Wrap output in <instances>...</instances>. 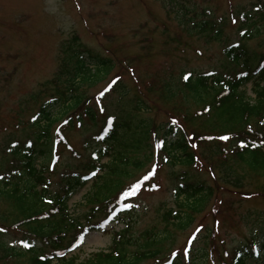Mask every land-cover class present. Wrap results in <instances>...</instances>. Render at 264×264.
Masks as SVG:
<instances>
[{
	"label": "trees",
	"instance_id": "trees-1",
	"mask_svg": "<svg viewBox=\"0 0 264 264\" xmlns=\"http://www.w3.org/2000/svg\"><path fill=\"white\" fill-rule=\"evenodd\" d=\"M169 1V12L183 32L208 34L219 41L222 32L212 16L198 15L186 6L190 0ZM251 7L254 11L238 14L242 24L250 18L264 21V2ZM240 37L245 43L252 40L245 31ZM69 53L67 57L64 53L56 77L48 81L54 88L27 123V136L5 143L1 159L8 165L0 174V201L6 206L0 212L1 264H208L207 257L213 261L218 251L213 248L214 233L206 234L201 253L193 250L192 256L184 257L172 253L173 237L208 208L214 209L212 217L218 223L229 206L222 194L228 191L215 181L208 184L202 176L205 171H192L202 162L208 164L209 173L217 169L219 183L239 193H244L247 178L264 183V53L257 59L244 43L230 45L223 50L227 62L234 65L230 75L209 71L185 80L187 73L180 76L176 90L162 86L159 97L164 102L178 96L194 101L204 112L201 115L202 108L192 114L184 108L178 114L171 111L167 123L157 125L146 116L151 112L147 101L131 96L117 76L95 99L101 102L115 96L122 106H117L119 113L106 114L99 121L82 88L95 87L112 70L111 59L85 48ZM247 83L252 85L253 98L245 94ZM85 126L95 129L83 143L90 152L88 158L80 164H60L62 147L79 159L67 135ZM225 136L228 139H221ZM104 158L107 161L102 164ZM150 162L148 172L137 177ZM158 163L182 168L173 174L174 208L161 204L157 210L161 230L153 225L136 236L131 231L138 216L134 202L147 188L145 182L157 171ZM59 164L66 171L58 173ZM54 177L56 190L50 188ZM88 184L83 210L73 214L69 202ZM137 184L136 191L129 193ZM257 190L264 194V187ZM119 224L123 228L116 231ZM107 225L113 227L106 251L97 250L84 259L71 255L81 250L88 233ZM260 236L239 243L231 252L224 249L228 264H264V231ZM221 257V264H227Z\"/></svg>",
	"mask_w": 264,
	"mask_h": 264
},
{
	"label": "rangeland",
	"instance_id": "rangeland-1",
	"mask_svg": "<svg viewBox=\"0 0 264 264\" xmlns=\"http://www.w3.org/2000/svg\"><path fill=\"white\" fill-rule=\"evenodd\" d=\"M259 1L190 0L186 6L196 9L200 16H212L217 30L219 28L222 32L219 41H213L208 34L195 36L183 32L169 12V0H0V174L8 165L7 160L1 159L5 157V143L27 136L30 131L27 123L39 104L50 96L54 87L48 81L56 77L61 59L70 54V49H90L94 54L111 59L112 70L102 76L95 87L86 85L82 88L99 121L106 114L119 113L117 106H122L115 96L101 102L96 100L116 76L131 96L138 95L147 101L151 112L146 116L153 118L156 125L167 123L172 117L170 112L178 114L182 108L191 114L202 108L203 115L204 108L192 100L177 96L164 102L159 97L161 87L167 84L168 88L176 90L180 76L187 73L198 75L213 71L230 75L234 65L227 62L223 53L230 45L244 43L258 59L264 53V21L258 23L259 19L250 18L242 24L244 21L238 20V14L250 9L254 11L251 5ZM244 31L251 35V41L245 43L246 39L240 37ZM246 85V95L253 98L251 85ZM87 127L74 129L67 135L69 146L79 159L72 157L69 151H63L62 147L60 164H80L88 158L90 152L84 150L83 143L95 129ZM106 161L104 158L102 164ZM151 163L137 177L148 172ZM60 164L56 167L58 173L66 171ZM157 165V171L145 182L147 188L134 202L138 216L131 231L136 236L153 225L161 230L157 213L161 204L167 209L174 208L171 197L173 174L182 168L170 164ZM192 171L199 174L205 171L202 176L208 184L213 185L215 181L221 189L223 187L222 190L228 191L230 194L224 191L222 194L229 206L215 224L212 217L214 209L208 208L204 213L196 214L190 226L174 234L172 253L182 257L193 250L201 253L206 234L212 232L215 238L213 245L216 246L213 248L218 251L213 261L207 257L208 264H221L220 254L228 264L224 249L231 252L241 242L252 237L261 238L264 231V194L257 190L264 187L263 180L247 178L243 185L244 193H239L222 181L219 183L216 168L214 172L210 170L213 174L210 178L205 162ZM50 180V188L56 190L58 180L55 177ZM89 191L88 184L73 196L69 202L70 212L76 214L83 210L84 196ZM5 207L0 201V212ZM112 227L107 226L105 232L89 233L81 250L71 255L84 259L97 250L106 251L111 244L109 232ZM122 227L120 224L115 230ZM198 258L201 259L200 254Z\"/></svg>",
	"mask_w": 264,
	"mask_h": 264
},
{
	"label": "snow or ice",
	"instance_id": "snow-or-ice-1",
	"mask_svg": "<svg viewBox=\"0 0 264 264\" xmlns=\"http://www.w3.org/2000/svg\"><path fill=\"white\" fill-rule=\"evenodd\" d=\"M190 75H191L190 73H189L188 75H185V76H184V79H185V80H188L189 77H190ZM101 95H103V93H101ZM221 139H228V137H226V136H225V137H221ZM138 187H139V184L134 185L132 188L129 189V193H134ZM129 193H125L124 195L127 196ZM26 246H27V245H26Z\"/></svg>",
	"mask_w": 264,
	"mask_h": 264
}]
</instances>
